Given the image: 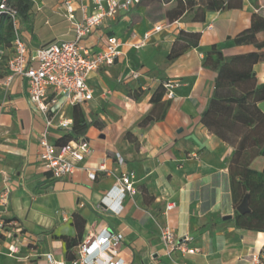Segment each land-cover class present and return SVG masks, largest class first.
<instances>
[{"label": "crops", "instance_id": "obj_1", "mask_svg": "<svg viewBox=\"0 0 264 264\" xmlns=\"http://www.w3.org/2000/svg\"><path fill=\"white\" fill-rule=\"evenodd\" d=\"M74 1L77 19L83 15L82 7L87 12L94 8L91 0ZM177 1L141 0L130 11L106 19L84 39L93 51L104 48L108 36L124 42L122 55L113 64L90 75L93 98L88 101L74 104L66 94L50 90L46 114L30 100L25 77L16 75L4 84L7 70L1 69L0 192L5 183L11 192L8 205H0V217L19 220L32 244L10 255L9 239L0 232V255L14 259V264H49L46 252L69 258L66 236L80 243L108 228L124 234L120 255L125 264H248L254 255L264 262V231L236 225L229 169L235 149L202 121L218 75L204 64L207 50L217 44L228 56L264 51L254 43L234 41L252 26L254 17L255 21L264 17V0H228L223 9L208 6L204 20L194 19L192 10L175 16ZM33 2L30 17L21 21V36L32 52L75 38L64 0ZM158 24L163 29L153 32L145 46H131ZM181 31L199 32V44L170 60ZM256 34L257 41L264 42V29ZM253 70L264 83V60ZM167 79L183 84L174 88L173 98L164 95L160 103L152 102ZM258 105L264 112V100ZM148 115L158 117L142 125ZM63 121L68 125L62 126ZM83 122L90 124L87 131L74 135V124ZM46 130L49 141L57 145L65 138L90 141L91 152L76 162L71 175L55 178L43 168L39 142ZM103 163L105 170L100 169ZM251 166L264 171V156L254 158ZM129 170L136 173L137 193L123 200V211L117 215L103 208L101 198ZM90 172L96 173L94 179ZM171 203L175 206L168 209ZM164 226L178 239L189 237L188 247L198 251L168 253L161 238Z\"/></svg>", "mask_w": 264, "mask_h": 264}, {"label": "built area", "instance_id": "obj_2", "mask_svg": "<svg viewBox=\"0 0 264 264\" xmlns=\"http://www.w3.org/2000/svg\"><path fill=\"white\" fill-rule=\"evenodd\" d=\"M94 8L87 12L82 7L83 15L77 19L78 10L74 0H64L66 17L72 22L75 38L50 43L32 52L21 36V19L17 10L9 5L8 0H0V19L9 16L14 24L15 38L12 42V53L6 62L7 73L4 76V84H9L14 76L21 75L29 82V97L36 108L48 114L49 91L55 95L66 94L67 99L74 104L88 101L93 98V90L88 82L90 75L104 65L113 64L122 55L121 46L124 42L121 38L108 36L104 48L93 51L84 39L93 34L95 30L108 18L115 17L120 11H130L141 0H91ZM162 24L153 27L152 30L136 41L130 42L132 47L140 49L147 44L153 32L163 29ZM137 35L133 33V38ZM4 48H0V67ZM165 95L169 98L175 96L174 88L183 83L173 79L162 82ZM55 99L51 100V103ZM51 125V120L47 122ZM67 126L66 121L61 122ZM41 151L39 159L43 168L51 172L55 178H64L71 175L76 168V162L83 160L91 152L90 141L81 137L72 139L63 145H57L49 141L48 130L44 131L40 138ZM118 161L123 164L124 158L117 153ZM105 170V164L100 165ZM94 179L95 172L89 173ZM136 173L133 170L123 172L117 183L101 198V205L106 210H111L119 215L123 211V200L127 196L137 193ZM10 187L4 184L0 192V205L6 207L9 202ZM175 203L167 205L168 209ZM0 232L5 235L8 242L7 248L10 255L20 254L22 248L32 244L23 231L19 220L0 217ZM161 238L166 246L167 252L179 251L182 254L195 253L197 248H189L187 242L189 237L178 239L172 229L164 226L161 229ZM124 234L121 231H113L103 228L98 232L90 234L77 244L69 258H57L53 252H46L44 256L49 264H125L121 257V244ZM248 264H264L259 255H254Z\"/></svg>", "mask_w": 264, "mask_h": 264}, {"label": "trees", "instance_id": "obj_3", "mask_svg": "<svg viewBox=\"0 0 264 264\" xmlns=\"http://www.w3.org/2000/svg\"><path fill=\"white\" fill-rule=\"evenodd\" d=\"M178 0L173 8L175 16L183 15L186 11H194V19H205L206 8L212 6L223 9L228 0ZM10 6L17 10L20 19L26 20L34 8L33 0H8ZM264 29V17L254 21L252 26L239 33L234 41L236 44L254 43L260 49L264 42L257 41V31ZM200 33L181 31L175 41L168 59H175L186 49L199 44ZM15 30L12 19L4 15L0 19V48H4L1 69L6 71V62L12 53V42ZM264 60V51H253L245 54L225 55L217 44H213L206 52L204 64L218 72L215 92L207 110L202 116L203 123L210 131L224 141L231 144L235 151L230 162L232 192L236 208L235 221L240 228L264 231V171L252 168L251 162L257 156H264V112L259 102L264 100V83L258 82L253 65ZM5 73V72H4ZM3 75L0 73V76ZM138 97L139 93L132 94ZM165 95V88L161 84L152 95L151 101L160 103ZM157 115H148L142 121L147 125L156 119ZM97 124V122H94ZM89 122L73 126L74 135L84 134ZM129 135V133L127 134ZM72 140L65 138L58 145ZM249 194L250 212L239 213L238 205L244 196ZM76 223V220H75ZM68 256L71 257L72 248L78 244L76 238L66 236Z\"/></svg>", "mask_w": 264, "mask_h": 264}, {"label": "water", "instance_id": "obj_4", "mask_svg": "<svg viewBox=\"0 0 264 264\" xmlns=\"http://www.w3.org/2000/svg\"><path fill=\"white\" fill-rule=\"evenodd\" d=\"M237 211L239 213H247L250 212V206H249V194H246L241 201V203L237 207ZM226 218H231V216H226Z\"/></svg>", "mask_w": 264, "mask_h": 264}, {"label": "rangeland", "instance_id": "obj_5", "mask_svg": "<svg viewBox=\"0 0 264 264\" xmlns=\"http://www.w3.org/2000/svg\"><path fill=\"white\" fill-rule=\"evenodd\" d=\"M69 225L72 227L73 226V231L72 232H75L76 229H75V226L73 225V223H69ZM72 229V228H71ZM71 233H67V234H64V235H70ZM15 260L10 258V257H6L4 255H0V264H14Z\"/></svg>", "mask_w": 264, "mask_h": 264}]
</instances>
